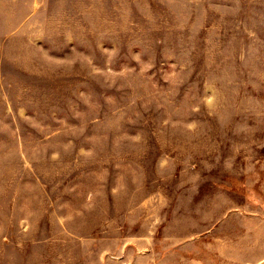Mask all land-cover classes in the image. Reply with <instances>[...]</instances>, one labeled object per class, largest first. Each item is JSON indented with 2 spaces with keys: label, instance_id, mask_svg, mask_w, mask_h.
Here are the masks:
<instances>
[{
  "label": "rangeland",
  "instance_id": "1",
  "mask_svg": "<svg viewBox=\"0 0 264 264\" xmlns=\"http://www.w3.org/2000/svg\"><path fill=\"white\" fill-rule=\"evenodd\" d=\"M0 264H264V0H0Z\"/></svg>",
  "mask_w": 264,
  "mask_h": 264
}]
</instances>
